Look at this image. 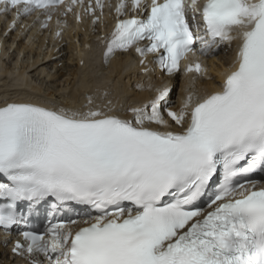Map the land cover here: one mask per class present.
<instances>
[{
    "label": "snow or ice",
    "instance_id": "obj_1",
    "mask_svg": "<svg viewBox=\"0 0 264 264\" xmlns=\"http://www.w3.org/2000/svg\"><path fill=\"white\" fill-rule=\"evenodd\" d=\"M63 2L0 0V13L16 10L12 30ZM126 7L116 5L118 17ZM131 8L98 37L105 65L134 48L145 72L154 54L173 76L188 53L235 42L232 65L213 91L188 92L176 110L167 83L150 84L142 106L0 105V228L44 206L43 230L22 231L12 248L28 264H264V183L252 178L264 173V0H131Z\"/></svg>",
    "mask_w": 264,
    "mask_h": 264
},
{
    "label": "bare ground",
    "instance_id": "obj_2",
    "mask_svg": "<svg viewBox=\"0 0 264 264\" xmlns=\"http://www.w3.org/2000/svg\"><path fill=\"white\" fill-rule=\"evenodd\" d=\"M10 38V36L0 33V68L4 69L5 76L3 80H0V105H3L5 102H16L17 98H15V96L19 89L23 87H29L35 92L56 98L67 90L70 77H73L76 72L83 69H78V61L73 57L71 45L67 47V50L71 53L70 56H61L58 58L57 53L53 52L54 48L59 46L58 40L54 41L52 49L45 53L39 48L37 43L36 46H34L32 44L33 41L31 42V39H29L25 47L30 50L32 54L36 51V54L30 56L23 55L21 58H17L16 62L12 64L17 56V50L13 51L14 57L12 58L8 53V51L14 48V45L13 48L9 47ZM13 40H16V38ZM4 58L7 60L11 59V63L8 67L4 64ZM54 69H57V71L54 75H50L51 72L49 71H53ZM41 79H47L49 82L53 83V85L57 83V86L42 89V85L40 86L38 83ZM128 89L129 91H133L132 86H129ZM79 90L85 95L88 91L83 85L79 87ZM20 98H24V96ZM6 242V239L0 235V263L8 262V258L10 257L9 249L3 247V244Z\"/></svg>",
    "mask_w": 264,
    "mask_h": 264
},
{
    "label": "rangeland",
    "instance_id": "obj_3",
    "mask_svg": "<svg viewBox=\"0 0 264 264\" xmlns=\"http://www.w3.org/2000/svg\"><path fill=\"white\" fill-rule=\"evenodd\" d=\"M12 50V49H11ZM9 53V55L10 56H12L13 57V54H11L12 53V51H10V52H8ZM4 64L8 67L9 66V64H10V60H8V61H5L4 62ZM57 71V69H54L53 71L52 70H50L49 72H51L50 73V75H54L55 74V72ZM39 83V85L41 86V88L42 89H47L48 87H51V86H54V87H56L57 86V83H55L56 85H53V83H51V82H49L47 79H41L40 80V82H38ZM49 83V84H48ZM48 85V86H47ZM62 85V84H61ZM47 86V87H46ZM45 91V90H44ZM87 93V92H86Z\"/></svg>",
    "mask_w": 264,
    "mask_h": 264
}]
</instances>
